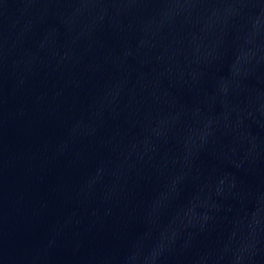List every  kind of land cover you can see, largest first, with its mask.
<instances>
[{
    "label": "water",
    "instance_id": "water-1",
    "mask_svg": "<svg viewBox=\"0 0 264 264\" xmlns=\"http://www.w3.org/2000/svg\"><path fill=\"white\" fill-rule=\"evenodd\" d=\"M0 264H264V0H0Z\"/></svg>",
    "mask_w": 264,
    "mask_h": 264
}]
</instances>
